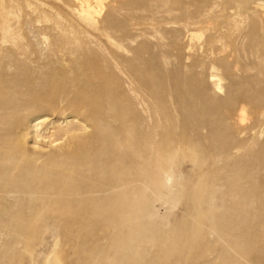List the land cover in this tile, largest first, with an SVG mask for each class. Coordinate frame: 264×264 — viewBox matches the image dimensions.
<instances>
[{
    "label": "bare ground",
    "instance_id": "1",
    "mask_svg": "<svg viewBox=\"0 0 264 264\" xmlns=\"http://www.w3.org/2000/svg\"><path fill=\"white\" fill-rule=\"evenodd\" d=\"M74 1L80 5L75 12L81 21L98 32L105 45L101 51L111 56L80 50V61L76 59L71 70L27 78L28 93L19 89L21 82L14 83L11 92L0 90L2 122L33 100L62 99L65 104L53 108L52 118L37 117L41 132L37 139L41 146L46 141L59 145L55 152L44 153L38 144L30 148L38 153L30 156L14 147L11 139L0 138V181L18 172L15 178L24 181L23 193L36 195L34 203L45 220L65 226L112 227L113 232L104 236L111 247L107 264H264L260 258L264 254V173L253 174L264 169V144L258 153L251 149L263 133L259 129L264 126V92L254 91L251 85L256 78L244 74L255 66H243L236 52L221 61L214 59L215 46L223 39L215 29L217 35L197 49L201 59L191 65L192 71L184 76L173 73L169 100L174 121L160 67H154V76L149 74L153 65L145 58V45L134 47L146 25L144 18L135 15L147 9L154 12L152 5L126 12L119 21L118 15L128 9L123 2L110 8L108 0ZM153 2L165 6V0ZM248 4L243 0L244 6ZM178 10L183 26L208 24L205 7L196 12ZM117 29V34L110 33ZM194 37L189 33L190 42ZM253 42L250 34L251 57ZM162 60L167 63L168 57L163 55ZM148 97L155 100L152 107ZM247 106L250 120L245 116ZM66 109L78 113L83 124L53 127L63 133L58 142L64 144H60L51 140L54 132L49 127L60 123ZM161 113L169 125H163ZM203 144L208 145L206 152ZM244 150L247 154L239 158ZM206 157L214 160L208 170ZM183 165L191 168L182 172ZM217 180L226 192L216 191ZM0 190L8 197L16 193L4 185ZM181 203L184 213L171 221ZM158 204L168 206L167 213L159 214ZM225 209L230 214L222 216ZM148 250L156 256L144 255ZM207 256L214 260L202 262ZM36 257L31 253V264H37ZM46 264H59L54 252Z\"/></svg>",
    "mask_w": 264,
    "mask_h": 264
},
{
    "label": "rangeland",
    "instance_id": "2",
    "mask_svg": "<svg viewBox=\"0 0 264 264\" xmlns=\"http://www.w3.org/2000/svg\"><path fill=\"white\" fill-rule=\"evenodd\" d=\"M152 1L154 0H108L106 6L115 8L121 2L127 4L128 11L118 15L119 21L123 20L126 12L137 7L151 4V10L155 9L154 12L148 9L139 11L135 15L144 18L146 25L143 26V36L134 43V47L145 45V58L153 65L149 74L154 76L157 74L154 67H160V76L167 89L164 95L174 121L176 115L169 100L172 95L170 88L173 84V73H181L184 76L192 71L191 65L201 59L197 49L217 35L215 29L220 31L223 39L217 42L213 58L221 61L231 52L238 53L237 57L243 66H255L244 73L256 78V84L251 85V88L264 92V0H249V4L245 6L243 0H165V6L158 2L151 3ZM203 1L206 3H202ZM92 6L95 7L96 4L92 3ZM79 7L74 0H0V90L11 92L14 83L21 82L19 89L28 93L30 87L27 78L36 79L42 74L52 77L71 70L74 61H80V50H94L99 55L110 58L111 55L107 51H101L105 45L98 32L87 27L81 21L80 14L75 12ZM181 7L188 12H196L205 7V19L208 24L183 26L179 23L181 15L178 9ZM134 22L132 21V24ZM118 31L119 29L110 33L115 35ZM189 33L195 34L191 42L188 39ZM250 34L254 38V57L247 52ZM163 55L168 57L167 63L162 60ZM219 74H223L222 68ZM224 84L228 86V81ZM37 90H41L40 87ZM221 97H226V94ZM23 98L26 99L24 96ZM148 100L152 107L155 100L151 97H148ZM33 101L29 107L16 110L12 117H5L3 122L0 121V138L11 139L14 147L26 150L30 156H36L38 153L32 152L30 148L42 144L36 137L41 133L36 127L37 117L52 118L53 108L65 106L62 99L50 102H41L38 99ZM240 108L238 105L237 114ZM223 109L225 107H222ZM244 109L246 118L252 119L251 108L247 106ZM10 112L7 111V114ZM160 116L163 125H169L162 113ZM62 118L58 125H51L49 131L53 127L61 129L68 125L80 127L83 124L80 115L73 110L66 109ZM263 127L259 129L263 130V133H260L262 136L260 135L257 144L251 147L255 153H258L264 144ZM52 132L54 136L51 140L64 144L62 141L58 142L63 133L58 129H53ZM187 134L189 137L194 135L190 129H187ZM46 142H43L42 146L40 144V150L44 153L55 152L60 147L50 146L48 141ZM201 149L206 152L208 145L203 144ZM247 152L248 150H244L239 158L244 157ZM213 162V159L206 157L205 170L210 169ZM221 167L222 164L219 163L218 168ZM190 168V165H183L180 170L186 172ZM261 173H264V169L255 170L253 174L257 177ZM11 175L0 181L1 186H7L16 192L8 197L7 193L0 190V264H31V253L38 256L37 264H46L47 257L53 252L59 264H107L111 260L110 243L105 241L104 236L113 232L112 227L82 224L65 226L64 223L47 217L48 220H45L39 215L34 203L36 195L23 193L24 181L15 178L18 172ZM215 184L217 192L225 191L221 181L217 180ZM156 208L159 214H165L169 209L168 206L160 204ZM183 213L184 205L178 204L170 220L180 219ZM226 214H230V211L225 209L221 215ZM27 246L29 251L26 250ZM144 255L153 257L156 252L148 250ZM260 258L264 262V254ZM212 260L213 257L207 256L202 262Z\"/></svg>",
    "mask_w": 264,
    "mask_h": 264
}]
</instances>
